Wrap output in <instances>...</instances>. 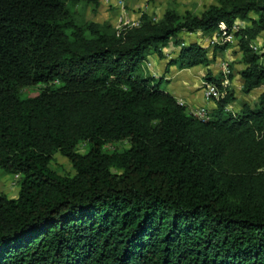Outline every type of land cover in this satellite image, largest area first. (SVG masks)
I'll use <instances>...</instances> for the list:
<instances>
[{
    "label": "trees",
    "instance_id": "1",
    "mask_svg": "<svg viewBox=\"0 0 264 264\" xmlns=\"http://www.w3.org/2000/svg\"><path fill=\"white\" fill-rule=\"evenodd\" d=\"M100 4L0 0V169L21 174L16 197L0 193V264H264V89L232 110V72L208 69L223 95L201 119L141 74L170 44L166 67L208 66L232 33L241 91L264 85V0L120 29L86 18ZM199 31L217 33L211 53L184 41Z\"/></svg>",
    "mask_w": 264,
    "mask_h": 264
},
{
    "label": "rangeland",
    "instance_id": "2",
    "mask_svg": "<svg viewBox=\"0 0 264 264\" xmlns=\"http://www.w3.org/2000/svg\"><path fill=\"white\" fill-rule=\"evenodd\" d=\"M101 4L95 13L86 11V18H91L96 21H109L113 24V26H117L120 23V18L122 20L126 19L129 23L135 22L142 12H147L155 18L161 16L163 11L170 6H176L179 10L183 11L184 9H190L196 13L201 12L206 6L211 3H215L216 0H123L121 6H119L116 2L117 0H100ZM184 41L186 43L190 41H197L202 45L208 47L209 53L212 51L211 44L209 43L210 38L214 35L212 34H203L200 32H196L195 34L184 35ZM257 47H261L262 41L258 39L255 41ZM177 47L169 46L165 51L167 53L177 51ZM211 57V55H209ZM141 74L146 76H151V72L146 66V61L144 60L142 63ZM194 72H192L191 76H200L202 79L203 85L205 82V75L207 74L208 69L210 72H214L215 75L226 68L229 72H232L234 75L239 72L240 69L244 67V64L241 62V53L236 44V39H232L230 41V46L219 52V54L212 60V62L208 66H198ZM210 67V68H209ZM238 76L233 79V83L231 84L234 93L236 94V100L232 104L233 107L230 106L232 110H237V107H240V104L243 101H247L249 103H254L257 99L258 93L260 90H255L250 92L249 94H244L241 91L240 84L238 82ZM152 82H157L160 88H170L168 86L169 81L165 78L159 79V77H152ZM204 81V82H203ZM264 89V85L262 88ZM23 94H34L37 92L36 87H25L21 89ZM129 145L127 140H119L106 146L109 149H120L123 147H127ZM82 149V148H81ZM51 165L53 168L61 174H69L72 175L74 173V169L71 166L69 160L60 153H56L53 157ZM21 178V174H15L11 172L4 171L0 169V193L7 195L8 197H16L19 189V180Z\"/></svg>",
    "mask_w": 264,
    "mask_h": 264
},
{
    "label": "crops",
    "instance_id": "3",
    "mask_svg": "<svg viewBox=\"0 0 264 264\" xmlns=\"http://www.w3.org/2000/svg\"><path fill=\"white\" fill-rule=\"evenodd\" d=\"M195 33H192V34H195ZM169 46H172V45L170 44ZM169 46L164 48L163 57L158 56L157 53H150L145 58L146 63L150 62V67H148V69L151 72V77L157 76L159 77V79L165 78L167 81H169L167 87H169L170 85V88H166L165 90L171 93L175 98H177L178 101H180L185 106H187V108L190 111H194L200 106H205L207 109H210L214 104L211 100H206L203 96V93H202L203 85H200L202 83V79L200 78V76L193 77L190 75L192 72L197 70L196 68H199L198 66H202V65H196V66L187 67V68H178L176 65H170L169 67H166L167 61L177 54V51L175 52L169 51V53H167L165 50ZM212 75H215V73L213 72ZM237 76L239 78L238 82L240 84V88L242 86L241 75L238 72L235 75L233 74V77L229 81L230 88L232 90L233 88L231 84L233 83V79ZM205 82H207L206 78H205ZM261 88H262V85L254 89L253 91L260 90L259 91L260 93L261 91H263V89ZM232 104L230 105L231 107H233ZM237 109L239 108L237 107Z\"/></svg>",
    "mask_w": 264,
    "mask_h": 264
},
{
    "label": "built area",
    "instance_id": "4",
    "mask_svg": "<svg viewBox=\"0 0 264 264\" xmlns=\"http://www.w3.org/2000/svg\"><path fill=\"white\" fill-rule=\"evenodd\" d=\"M119 6L122 5L123 0H117L116 2ZM138 23V19L135 22L129 23L126 19L122 20L120 18V23L119 25L115 26L117 29H120L122 26L125 25H137ZM244 25L243 21H237L235 22V24L232 27V30H237L240 26ZM217 33H214V35L212 36V38H210L209 43L210 44H214L217 41ZM233 34L229 33L227 36V40L231 41L233 39ZM256 48V46H254ZM147 67H150V62L146 63ZM224 73H229V70H227L226 68H224L222 70ZM226 82V81H225ZM224 84V82H223ZM202 93L203 96L206 100H211L212 97H219L223 95V92H221L219 90V87L212 82H204L203 87H202ZM180 102V101H179ZM181 103V102H180ZM197 117L201 118V119H207L208 118V114H207V108L205 106H200L197 109H195L194 111H192Z\"/></svg>",
    "mask_w": 264,
    "mask_h": 264
}]
</instances>
